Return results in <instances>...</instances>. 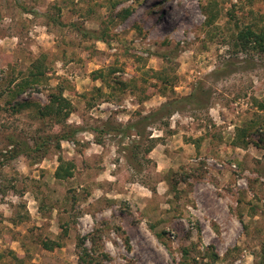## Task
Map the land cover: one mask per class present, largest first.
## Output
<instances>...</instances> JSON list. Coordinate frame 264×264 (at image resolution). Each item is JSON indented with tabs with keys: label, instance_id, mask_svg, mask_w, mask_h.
Masks as SVG:
<instances>
[{
	"label": "rangeland",
	"instance_id": "obj_1",
	"mask_svg": "<svg viewBox=\"0 0 264 264\" xmlns=\"http://www.w3.org/2000/svg\"><path fill=\"white\" fill-rule=\"evenodd\" d=\"M208 1L0 0V264H264V0Z\"/></svg>",
	"mask_w": 264,
	"mask_h": 264
},
{
	"label": "trees",
	"instance_id": "obj_2",
	"mask_svg": "<svg viewBox=\"0 0 264 264\" xmlns=\"http://www.w3.org/2000/svg\"><path fill=\"white\" fill-rule=\"evenodd\" d=\"M212 1L209 0L207 5L204 7V11L206 13V15L208 16L209 12H210V7H211ZM237 41L238 44L240 45V48L243 49V51H249L252 48H254L253 45H257L259 46V48L261 50H264V30H260V32L256 31L254 29V27L252 26H248L245 27L243 29H241V31L239 32L238 36H237ZM40 73V70H37V75ZM33 74V77L36 79L37 75ZM158 77L160 78V80L162 82L168 81L167 79V75H164V72H158ZM94 78H102V80H106V76L103 73V70H99L96 71L94 73ZM31 80V79H30ZM32 82V80H31ZM29 81L26 82L27 86H34L36 84L31 83ZM200 96H198L196 93H191L189 95L183 96L181 98H171L169 100H167L166 102H164L163 104H161L160 107H158L156 110L142 115V117L140 119H138L137 121H133L128 123V125L126 127H119V126H112L111 124H107L105 123V128H93L94 131H102V132H112V131H119V132H123L125 135H129L132 133L133 130H136L137 133L142 134V132L144 130H146V127L149 126L150 124H153L155 122L161 121L164 124L168 125V118L177 110H180L182 108H185L187 106H190L192 104H197L198 106H200V100H199ZM208 99V98H206ZM64 106H67V109L69 108V106H71V103L69 102V100H67L66 98L62 97V94H55L53 95L52 99H51V103L50 105H48L46 107L47 112L51 113V112H57V113H61L62 112V108ZM66 116L69 114V111H66V113H64ZM80 131V129H73L71 130L69 133H64V134H59V135H55L56 139H57V147L60 148L61 147V141L62 140H70L75 138V135L77 134V132ZM52 139V136H49L47 139H45V141H43L41 144H38L32 148L29 144L26 143V145L24 147H22L21 149L19 147H15V149H13V151H11L13 154L11 156H15V155H19V154H30L34 151H38L42 148L43 145H46L50 140ZM133 148L138 149L140 148V146L137 144V141H133ZM156 143H152L149 145V147L147 148V152L149 153L150 151H152V149L154 148ZM132 150V154H131V158L133 159L134 162H136V159L138 161V156H139V151H134L132 148H129ZM59 162L60 165L58 166L55 176L57 178L60 179H66L68 177L73 176V170H74V163L72 161H67L62 157H59ZM56 243H51L50 241H45L44 242V246L46 249L52 250L53 248H55ZM89 255H87V262H89V264H93L91 257H88Z\"/></svg>",
	"mask_w": 264,
	"mask_h": 264
}]
</instances>
